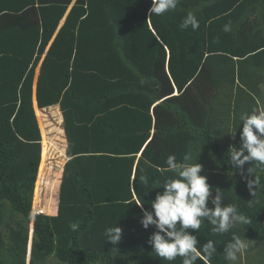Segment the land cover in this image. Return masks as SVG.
I'll return each instance as SVG.
<instances>
[{
    "label": "trees",
    "instance_id": "1",
    "mask_svg": "<svg viewBox=\"0 0 264 264\" xmlns=\"http://www.w3.org/2000/svg\"><path fill=\"white\" fill-rule=\"evenodd\" d=\"M150 7L0 0V264H182L158 257L147 243L154 227L140 223L138 204L151 210L175 178L169 155L200 163L213 195L219 188L224 204L251 221L224 234L207 221L189 230L200 246L212 240L217 248L198 264H231L223 249L233 235L264 241V166L246 162L242 175L212 131L214 91L264 55V0H179L149 17ZM190 12L199 27L181 30ZM241 34L253 44L242 47ZM228 54L244 56L239 69ZM35 107L53 159L68 157L47 180L38 176L44 138ZM115 225L122 235L112 245L105 230Z\"/></svg>",
    "mask_w": 264,
    "mask_h": 264
},
{
    "label": "clouds",
    "instance_id": "2",
    "mask_svg": "<svg viewBox=\"0 0 264 264\" xmlns=\"http://www.w3.org/2000/svg\"><path fill=\"white\" fill-rule=\"evenodd\" d=\"M178 3L179 0H151V7L148 10L149 17L153 14L163 15L174 10ZM189 27L192 30L199 27L198 19L191 12L183 18L180 24L181 30ZM224 31H230V25L226 24ZM240 120L242 122L241 144L239 148L234 145L229 147L228 162L240 169L243 175L246 162L255 161L264 165V109L243 113ZM235 133L236 130L231 133L233 138ZM189 159L188 156L184 157V161ZM166 165L175 174V178H169L161 185L163 191L158 192L155 199L151 201V210L143 208L142 203L138 204L142 212L140 219L142 227L145 230L150 226L155 229L147 243L158 257L169 262L176 260L177 257L182 258V264H198L200 260L210 262L217 251L214 242L208 240L200 246L197 235L189 230L198 233L202 223L207 221L213 226L214 233L224 234L236 225H248L251 221L238 211L235 204H224L219 188H216L213 195L207 176L200 174L202 172L200 163L178 162L175 155H169ZM247 172L251 175L250 168ZM141 182L143 185H148L149 178L141 176ZM253 185L255 188L260 185L259 177L247 180L250 191ZM70 229L77 231L79 224H70ZM121 235L122 229L116 225L105 230L106 241L112 245L119 243ZM246 248L247 244L244 240L233 235L231 241L223 249L225 259L236 261L238 253Z\"/></svg>",
    "mask_w": 264,
    "mask_h": 264
},
{
    "label": "crops",
    "instance_id": "3",
    "mask_svg": "<svg viewBox=\"0 0 264 264\" xmlns=\"http://www.w3.org/2000/svg\"><path fill=\"white\" fill-rule=\"evenodd\" d=\"M240 41H243L242 47L251 46L252 42H245L246 37L242 36ZM241 48V47H240ZM234 49V47H233ZM258 52V51H256ZM254 53V52H252ZM251 53V55H253ZM230 59L229 61L233 62V65L239 69L241 65V61L244 59V56H237L236 54H228ZM255 59H250L249 61L243 63L242 70H238V73L235 75V78L231 80H223L221 86L217 89L216 96L214 98L213 105L217 108L212 113L214 114L213 118V134L217 137L222 146L229 149L230 146H235L239 148L241 144L240 140V132L242 130L240 116L243 113H251L253 110L264 109V55H255ZM259 57V59H257ZM218 63H223L222 61ZM224 64V63H223ZM225 65V64H224ZM239 72L241 73L239 77ZM244 75H248V78L244 81L239 78H244ZM210 92L211 95L214 93ZM212 98V97H211ZM37 118L39 120V126L42 131V153H41V161L38 170V176L41 180L44 173L48 171V166L45 161L49 159L47 156V151L51 150L52 147H49L48 140L44 135V124L42 119V114L39 112L36 113ZM235 133V137L233 138L232 132ZM46 143V144H45ZM56 153L59 155V151L56 150ZM68 160V157L65 156L63 164ZM62 163V161H61ZM62 164V165H63ZM264 165H261L257 162V167L263 169ZM62 168V166H61ZM61 170V169H60ZM259 171V170H258ZM244 174V173H243ZM55 178L54 182H60V178ZM55 184V183H53ZM56 190H58V186H54ZM260 188V187H259ZM258 188V190H259ZM50 199V204H51ZM244 242L247 239H243ZM251 241V240H249ZM256 242V241H253ZM264 241H260L258 243H262ZM250 251L246 248L245 250L238 253L244 259V257ZM244 261V260H243Z\"/></svg>",
    "mask_w": 264,
    "mask_h": 264
},
{
    "label": "rangeland",
    "instance_id": "4",
    "mask_svg": "<svg viewBox=\"0 0 264 264\" xmlns=\"http://www.w3.org/2000/svg\"><path fill=\"white\" fill-rule=\"evenodd\" d=\"M37 72V69H36ZM36 113L39 112L37 111V107H35ZM44 135L45 132H44ZM50 141V140H49ZM42 145V144H41ZM42 153V151H41ZM49 155H51L52 159L50 160L51 163H48V159L45 161L46 165L48 166V171L46 173L43 174L44 176V180H47V178L52 175L54 172H56L58 170V168H60V166L63 164L61 162H56L55 159H53L56 154L53 150V148L51 150L47 151V156L49 157ZM60 155V153H59ZM43 184V183H41ZM41 184L37 187V191L39 194V191H41L42 186ZM36 190V188H35ZM35 196V194H34ZM245 243L247 244V249L250 251L243 259V257L241 255L238 254L237 260L236 261H231V264H264V242L262 243H258V242H253V241H245ZM244 260V261H243ZM51 264H63L60 263L59 261H56L55 259L52 260Z\"/></svg>",
    "mask_w": 264,
    "mask_h": 264
}]
</instances>
